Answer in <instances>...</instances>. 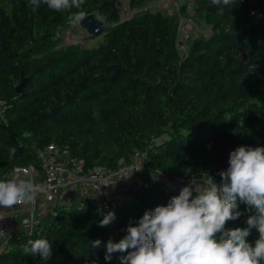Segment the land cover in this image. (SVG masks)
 I'll list each match as a JSON object with an SVG mask.
<instances>
[{
    "label": "trees",
    "instance_id": "trees-1",
    "mask_svg": "<svg viewBox=\"0 0 264 264\" xmlns=\"http://www.w3.org/2000/svg\"><path fill=\"white\" fill-rule=\"evenodd\" d=\"M118 1L84 0L79 11L98 13L106 27L87 34L95 40L90 46L53 49L68 12L41 4L33 13L29 0H0V174L40 167L37 151L50 141L83 158L85 167H114L139 149L167 176L206 172L215 179L236 147H264V0L219 7L196 0L197 17L211 33L192 39L183 55L175 16L149 10L124 16ZM144 1L128 0L131 7ZM23 78L19 95L13 86ZM179 191L158 184L131 191L106 227L89 211L60 208L32 230L11 232L0 264H120L127 252L105 261L107 241L118 242L129 222ZM238 205L244 215L228 228L247 227L251 213ZM258 236L253 228L247 240L254 245ZM38 238L52 243L47 262L22 251Z\"/></svg>",
    "mask_w": 264,
    "mask_h": 264
},
{
    "label": "clouds",
    "instance_id": "clouds-1",
    "mask_svg": "<svg viewBox=\"0 0 264 264\" xmlns=\"http://www.w3.org/2000/svg\"><path fill=\"white\" fill-rule=\"evenodd\" d=\"M233 0H211L214 6H228ZM33 13L40 5L55 11L69 13L71 23L79 22L84 13L79 11L84 0H29ZM77 9L71 12V9ZM27 137L30 133L25 132ZM16 149H10L9 158ZM37 159L46 160V152L37 151ZM140 169V168H139ZM136 169V170H139ZM10 179H0V207L11 209L15 205H33L44 189L26 173L17 168ZM219 183L208 173L193 176L178 195L166 205L145 210L136 224L129 222L125 235L106 243L105 261L114 253L120 264H262L264 262V147L240 145L229 153L228 166L218 172ZM99 189L95 192H98ZM96 198L95 195L92 197ZM238 202L247 206V227L228 228L230 221L242 215ZM102 215L100 227L111 225L115 212L98 208ZM33 226L39 224L31 215ZM255 228L259 236L254 245L247 240ZM99 247V239L91 242ZM25 255L39 256L47 262L53 256L52 243L46 238L29 239L22 246Z\"/></svg>",
    "mask_w": 264,
    "mask_h": 264
},
{
    "label": "built area",
    "instance_id": "built-area-1",
    "mask_svg": "<svg viewBox=\"0 0 264 264\" xmlns=\"http://www.w3.org/2000/svg\"><path fill=\"white\" fill-rule=\"evenodd\" d=\"M42 150L46 152V160L40 167H13L0 174V179H10L19 168L22 174L26 173L44 189L29 208L27 205H15L11 209L0 207V251L11 232L34 228L31 223L32 214L40 222L47 216H55L60 208L76 207L102 219V215L97 212L98 208L105 213L112 210L116 215L131 191L151 184L180 190L194 176H167L158 168L149 166L145 152L139 149L133 150L126 159L118 160L114 167L102 164L85 167L83 158L72 155L69 149L54 141L46 143ZM215 180L219 183L220 178Z\"/></svg>",
    "mask_w": 264,
    "mask_h": 264
},
{
    "label": "rangeland",
    "instance_id": "rangeland-1",
    "mask_svg": "<svg viewBox=\"0 0 264 264\" xmlns=\"http://www.w3.org/2000/svg\"><path fill=\"white\" fill-rule=\"evenodd\" d=\"M119 7L121 14L124 16L138 10L160 11L175 16L177 18L176 46L181 55L186 52L188 43L192 39L206 38L211 33V27L197 17L196 0H145L141 5L135 7H131L128 0H119ZM96 15L106 20L98 13ZM57 37L59 41L53 49L65 48L69 45L90 46L95 41L92 38H88L87 33L80 27L79 22H70L66 26L59 28Z\"/></svg>",
    "mask_w": 264,
    "mask_h": 264
},
{
    "label": "water",
    "instance_id": "water-1",
    "mask_svg": "<svg viewBox=\"0 0 264 264\" xmlns=\"http://www.w3.org/2000/svg\"><path fill=\"white\" fill-rule=\"evenodd\" d=\"M118 5H119V1H118ZM79 25L87 34L96 35L106 27L107 21L97 17L95 12H91L83 16V18L79 21ZM24 85H25V79L23 78L22 81L16 83L13 86V89L19 95H23L25 92Z\"/></svg>",
    "mask_w": 264,
    "mask_h": 264
}]
</instances>
